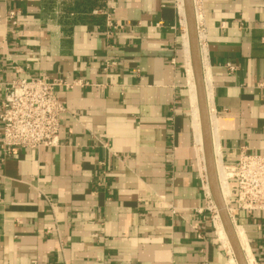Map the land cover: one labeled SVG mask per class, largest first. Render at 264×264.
<instances>
[{"label": "crops", "instance_id": "1", "mask_svg": "<svg viewBox=\"0 0 264 264\" xmlns=\"http://www.w3.org/2000/svg\"><path fill=\"white\" fill-rule=\"evenodd\" d=\"M194 5L213 141L234 165L264 154V0ZM189 66L176 0H0V102L17 78L74 83L58 146L6 156L0 122V264H232L196 165ZM237 226L264 264V212Z\"/></svg>", "mask_w": 264, "mask_h": 264}, {"label": "built area", "instance_id": "2", "mask_svg": "<svg viewBox=\"0 0 264 264\" xmlns=\"http://www.w3.org/2000/svg\"><path fill=\"white\" fill-rule=\"evenodd\" d=\"M176 1L178 8L184 11V1ZM111 10L95 11L106 15L109 27L114 26ZM14 17L15 12H10L9 18ZM73 85L60 78L29 76L6 83L0 102L1 147L6 156L18 148L33 150L60 144L62 118L68 110L58 89H71ZM196 163L206 209L216 226L220 215L211 193L205 159L202 161L198 156ZM222 168L229 187L226 207L234 225L237 226L241 212L246 215L264 212V154L242 151L234 165L222 160Z\"/></svg>", "mask_w": 264, "mask_h": 264}, {"label": "water", "instance_id": "3", "mask_svg": "<svg viewBox=\"0 0 264 264\" xmlns=\"http://www.w3.org/2000/svg\"><path fill=\"white\" fill-rule=\"evenodd\" d=\"M184 4L188 28L189 49L193 74L196 83L203 149L209 185L213 199L218 208L222 224L232 247L235 259L238 264H248L244 250L241 247L240 241L238 239L235 225L227 211L226 202L221 190V183L218 175L216 157L214 152L213 132L208 105V96L204 79V69L202 63L194 0H184Z\"/></svg>", "mask_w": 264, "mask_h": 264}, {"label": "bare ground", "instance_id": "4", "mask_svg": "<svg viewBox=\"0 0 264 264\" xmlns=\"http://www.w3.org/2000/svg\"><path fill=\"white\" fill-rule=\"evenodd\" d=\"M188 68H189V71H191V69H190L191 67L189 66ZM189 77H191V89H192V92H193L192 96H193V99L195 101V91H194V83H193L194 74L192 76V71L190 72ZM194 82H195V78H194ZM195 87H196V83H195ZM196 95H197V91H196ZM195 111H196V115H197L196 118H198V112H197L196 108H195ZM199 117H200V114H199ZM197 123H198V120H197ZM200 127H201V123H200ZM201 135H202V131H201ZM199 138H200V136H199ZM202 141H203V139H202ZM200 145H201V148H200V159L203 161L205 159V156H204V159H203L204 149H202V143ZM215 151H216L215 157H216L218 175H219V179H220L221 187H222L221 190H222V194L224 196V199H226L227 196H228L227 193L229 194V187H228V183H226L227 182V178H226L227 175L225 174V171L222 168L221 153H220V149L218 148L217 144H215L214 152ZM222 225H223L222 222H218L217 221V225L216 226L217 227L219 226L218 230H219L220 238H221V240H223L225 245L230 248L231 245H229V243H230V242H228L229 239L227 240V238H228V236H226L227 233H226V231H224L225 229H224V226H222ZM236 233H237L238 239L240 241L241 247L244 250V253H245V256H246L248 264H256L255 261H254L253 255L251 253V250H250V248L248 246L247 240H246V238L244 236L243 229L242 228H236ZM231 249H232V247H231ZM231 249H230V251H231ZM231 261H232V264H236L234 259L232 258V256H231Z\"/></svg>", "mask_w": 264, "mask_h": 264}, {"label": "rangeland", "instance_id": "5", "mask_svg": "<svg viewBox=\"0 0 264 264\" xmlns=\"http://www.w3.org/2000/svg\"><path fill=\"white\" fill-rule=\"evenodd\" d=\"M191 70H192V66H191ZM192 73H193V70H192ZM199 120H200V117H199ZM202 149H203V141H202ZM214 149H215V144H214ZM215 154H216V151H215ZM203 159H204V155H203ZM226 180V179H225ZM221 183V182H220ZM227 183V182H226ZM222 188V187H221ZM227 195H228V193H227ZM218 222H222L221 221V218H220V221L219 220H217ZM216 225H217V223H216ZM223 226V225H222ZM239 226H235V228H238ZM216 229H217V233H218V236H219V239L221 240V238H220V235H219V226L217 227L216 226ZM225 231V230H224ZM227 236V235H226ZM227 240H228V238H227ZM222 241V243L225 245V243L223 242V240H221ZM229 242V241H228ZM229 245H230V243H229ZM226 246V245H225ZM226 249L229 251V254H232V258L234 259V261H235V263L236 264H238L237 263V261L235 260V256H234V253H233V250L231 249V246H230V248L228 247V246H226ZM230 249H231V251H230ZM234 256V257H233Z\"/></svg>", "mask_w": 264, "mask_h": 264}]
</instances>
